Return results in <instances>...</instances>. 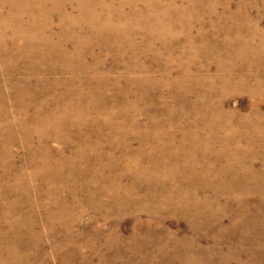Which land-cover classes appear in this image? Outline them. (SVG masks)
I'll use <instances>...</instances> for the list:
<instances>
[{"label":"rangeland","instance_id":"rangeland-1","mask_svg":"<svg viewBox=\"0 0 264 264\" xmlns=\"http://www.w3.org/2000/svg\"><path fill=\"white\" fill-rule=\"evenodd\" d=\"M0 264H264V0H0Z\"/></svg>","mask_w":264,"mask_h":264},{"label":"bare ground","instance_id":"bare-ground-1","mask_svg":"<svg viewBox=\"0 0 264 264\" xmlns=\"http://www.w3.org/2000/svg\"><path fill=\"white\" fill-rule=\"evenodd\" d=\"M86 9H88L89 11H86L85 8L82 7V9H84V13L86 14V16L88 17V19L90 20L91 14H90V5H87L86 3L83 5ZM108 21L110 20V16L108 15V17L106 18ZM102 26L99 28H96V30H101Z\"/></svg>","mask_w":264,"mask_h":264}]
</instances>
